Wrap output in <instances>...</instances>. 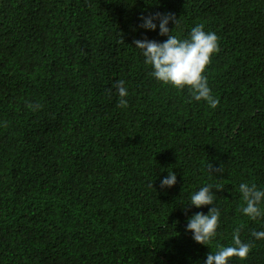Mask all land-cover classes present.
<instances>
[{
	"label": "trees",
	"instance_id": "16d2710c",
	"mask_svg": "<svg viewBox=\"0 0 264 264\" xmlns=\"http://www.w3.org/2000/svg\"><path fill=\"white\" fill-rule=\"evenodd\" d=\"M154 13L219 37L215 109L150 75L133 41L167 38L139 27ZM243 181L264 187V0H0V264H202L237 227L250 252L232 264H264ZM205 184L209 246L185 230Z\"/></svg>",
	"mask_w": 264,
	"mask_h": 264
},
{
	"label": "clouds",
	"instance_id": "9594fccd",
	"mask_svg": "<svg viewBox=\"0 0 264 264\" xmlns=\"http://www.w3.org/2000/svg\"><path fill=\"white\" fill-rule=\"evenodd\" d=\"M139 27L146 31H157L160 36H166L163 41L135 39L134 47L140 50L144 63L151 66L150 75L158 82L169 85L179 91L187 90L191 99L197 102L204 101L210 108L215 109L219 98L214 96L206 75L208 65L214 54L219 51V37L213 31H205L204 25L195 24L185 36L173 34L178 27V19L174 13L141 14ZM174 24L170 30L169 23ZM113 87L118 94L117 106L126 108L128 105V89L122 79L115 80ZM27 107L35 110L40 107L28 104ZM177 183L174 171L160 181L161 188H171ZM242 198L239 211L251 221L260 220L264 223V187L247 181L237 186ZM219 190V185L216 186ZM188 206L208 208L207 213L198 211L187 217L185 230L191 233L193 241L207 245L218 235L220 224V210L215 206V193L212 184H205L189 194ZM255 240H264V229L251 231ZM250 252V243L243 241L240 228H234L231 241L227 245L219 246L215 251L206 254L202 264H232L233 258L244 259Z\"/></svg>",
	"mask_w": 264,
	"mask_h": 264
}]
</instances>
